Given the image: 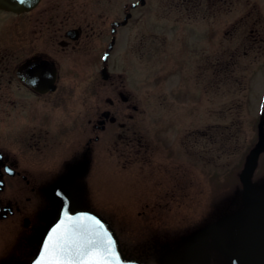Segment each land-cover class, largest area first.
Masks as SVG:
<instances>
[{
  "label": "rangeland",
  "instance_id": "obj_1",
  "mask_svg": "<svg viewBox=\"0 0 264 264\" xmlns=\"http://www.w3.org/2000/svg\"><path fill=\"white\" fill-rule=\"evenodd\" d=\"M197 1L149 0V16L135 11L136 17L145 13L151 34V52L147 64L136 63L133 88L152 164L124 166L103 156L97 174L84 180L85 202L112 225L126 256L150 264H175L195 238L208 240L199 250L213 264L226 263L220 256L226 250L204 238L221 229L230 242L229 231L238 230L243 172L264 196V0H225L211 17L208 0ZM211 28L214 67L207 57ZM179 164L194 173L193 186L181 192L172 180ZM188 175L183 181L189 184ZM4 225L0 264H15L8 259L20 233L5 234ZM254 226L253 245H264V217ZM182 238L188 239L185 249L168 254L167 244Z\"/></svg>",
  "mask_w": 264,
  "mask_h": 264
},
{
  "label": "flooded vegetation",
  "instance_id": "obj_2",
  "mask_svg": "<svg viewBox=\"0 0 264 264\" xmlns=\"http://www.w3.org/2000/svg\"><path fill=\"white\" fill-rule=\"evenodd\" d=\"M225 2L208 0V17ZM6 3L0 0V222H8L5 234L20 233L14 259L8 260L30 264L64 210L66 192L76 210L97 212L85 202L84 180L97 174L100 157L119 159L124 166L152 164L144 111L133 88L136 63L147 64L151 52L149 19L135 11L149 10V0ZM211 30L207 57L214 67ZM177 166L172 180L181 192L193 186L194 173ZM188 171L189 184L183 181ZM219 230L227 243L238 233L230 230L229 242ZM252 234L251 229L253 244ZM208 238L226 250L219 254L223 264L252 263L250 256L236 258L247 253L230 252L217 236ZM194 242L190 250L200 252L207 241ZM182 254L175 264H184Z\"/></svg>",
  "mask_w": 264,
  "mask_h": 264
},
{
  "label": "water",
  "instance_id": "obj_3",
  "mask_svg": "<svg viewBox=\"0 0 264 264\" xmlns=\"http://www.w3.org/2000/svg\"><path fill=\"white\" fill-rule=\"evenodd\" d=\"M37 0H25L23 4L16 0H7L8 6H29ZM255 160L252 161V166ZM251 166V167H252ZM251 173V172H250ZM249 174V173H248ZM242 174L245 191L243 194L244 206L241 217L237 223L238 233L232 243L224 241L220 233L210 232L209 236H217L223 247L230 252H245L251 257L250 264H264V245L254 246L251 243L249 232L253 229L257 218L264 217V196L256 195L255 188L250 182L249 175ZM66 205L59 218L47 231L42 246L30 264H48L55 259L50 253V246L61 245L63 251L60 259L69 264H82L92 259H103L108 256V237L111 235L114 242L112 264H147L138 260L127 259L122 251L119 238L110 223L97 212L87 209L76 210L72 197L66 192ZM47 241V243H46ZM44 253L42 255L41 253ZM250 262V261H249ZM184 264H210L208 257L194 249L190 250L184 260Z\"/></svg>",
  "mask_w": 264,
  "mask_h": 264
},
{
  "label": "snow or ice",
  "instance_id": "obj_4",
  "mask_svg": "<svg viewBox=\"0 0 264 264\" xmlns=\"http://www.w3.org/2000/svg\"><path fill=\"white\" fill-rule=\"evenodd\" d=\"M21 4L25 2V0H19ZM5 171L9 174H11L12 170L11 169H5ZM47 243V241H46ZM108 256L104 257L103 259H92L88 261L82 262V264H112V253L114 250V242L112 241L111 235L108 237ZM63 251V247L61 245H56V246H50V253L55 257L53 260H49L48 264H69V262L64 261L63 259H60V253ZM44 255V253H41ZM41 264H44V262H41Z\"/></svg>",
  "mask_w": 264,
  "mask_h": 264
},
{
  "label": "trees",
  "instance_id": "obj_5",
  "mask_svg": "<svg viewBox=\"0 0 264 264\" xmlns=\"http://www.w3.org/2000/svg\"><path fill=\"white\" fill-rule=\"evenodd\" d=\"M234 209H232V210H230V211H228V213H232V211H233ZM181 242H183V243H180V242H178V243H176L175 244V242L174 241H172V242H169L168 244H167V247H168V254H171L172 256H173V254L172 253H174V252H177V254H179L180 252H182V249H185V247L187 246V242H188V239L186 238H182V241ZM180 243V247H178L177 245ZM176 246V247H175ZM183 246V247H182Z\"/></svg>",
  "mask_w": 264,
  "mask_h": 264
}]
</instances>
